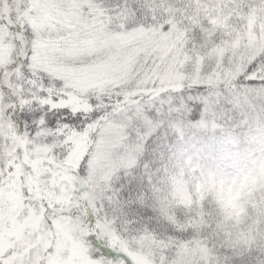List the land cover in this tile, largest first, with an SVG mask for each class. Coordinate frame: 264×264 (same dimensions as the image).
Segmentation results:
<instances>
[{
  "label": "snow or ice",
  "instance_id": "1",
  "mask_svg": "<svg viewBox=\"0 0 264 264\" xmlns=\"http://www.w3.org/2000/svg\"><path fill=\"white\" fill-rule=\"evenodd\" d=\"M0 264H264V0H0Z\"/></svg>",
  "mask_w": 264,
  "mask_h": 264
}]
</instances>
